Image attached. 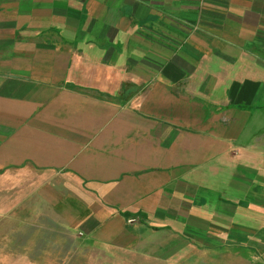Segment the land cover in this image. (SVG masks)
I'll use <instances>...</instances> for the list:
<instances>
[{
  "label": "crops",
  "instance_id": "crops-1",
  "mask_svg": "<svg viewBox=\"0 0 264 264\" xmlns=\"http://www.w3.org/2000/svg\"><path fill=\"white\" fill-rule=\"evenodd\" d=\"M263 106L264 0H0V173L68 264H264Z\"/></svg>",
  "mask_w": 264,
  "mask_h": 264
},
{
  "label": "rangeland",
  "instance_id": "rangeland-1",
  "mask_svg": "<svg viewBox=\"0 0 264 264\" xmlns=\"http://www.w3.org/2000/svg\"><path fill=\"white\" fill-rule=\"evenodd\" d=\"M155 35L159 36L157 33ZM156 47L157 45L151 44V51H157ZM165 50L168 52L169 49ZM211 66H217V62L211 63ZM235 77L231 75L229 79ZM262 136L261 144L264 145V135ZM262 159L264 160V156ZM247 163L254 162L249 160ZM28 176L29 173L22 181L27 180ZM18 184L20 185L19 182ZM26 184L25 188H15L13 175L7 177L0 173V264H68L69 258L75 261L72 255L68 256L71 254L67 251L68 248L62 251L60 246L77 244L78 241L73 240H78L77 236L69 237L62 233L58 229L60 226L51 228L52 219H46L48 216L43 210V203H33L37 196L36 189L31 188L28 182ZM245 210L247 218L251 219H247V223L264 226V202H256ZM62 257V260L54 261ZM214 260L217 261L215 257Z\"/></svg>",
  "mask_w": 264,
  "mask_h": 264
},
{
  "label": "built area",
  "instance_id": "built-area-1",
  "mask_svg": "<svg viewBox=\"0 0 264 264\" xmlns=\"http://www.w3.org/2000/svg\"><path fill=\"white\" fill-rule=\"evenodd\" d=\"M137 220L135 218L129 219V222H136Z\"/></svg>",
  "mask_w": 264,
  "mask_h": 264
}]
</instances>
